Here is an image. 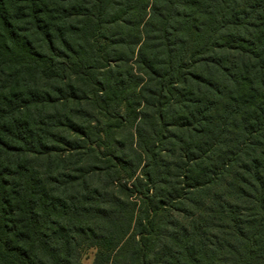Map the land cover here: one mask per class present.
I'll list each match as a JSON object with an SVG mask.
<instances>
[{
	"label": "trees",
	"instance_id": "obj_1",
	"mask_svg": "<svg viewBox=\"0 0 264 264\" xmlns=\"http://www.w3.org/2000/svg\"><path fill=\"white\" fill-rule=\"evenodd\" d=\"M264 264V0H0V264Z\"/></svg>",
	"mask_w": 264,
	"mask_h": 264
},
{
	"label": "rangeland",
	"instance_id": "obj_2",
	"mask_svg": "<svg viewBox=\"0 0 264 264\" xmlns=\"http://www.w3.org/2000/svg\"><path fill=\"white\" fill-rule=\"evenodd\" d=\"M93 253V250L86 251L81 258V264H91Z\"/></svg>",
	"mask_w": 264,
	"mask_h": 264
}]
</instances>
